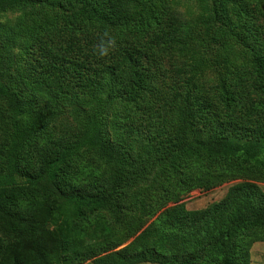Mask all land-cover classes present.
Here are the masks:
<instances>
[{"label":"trees","instance_id":"1","mask_svg":"<svg viewBox=\"0 0 264 264\" xmlns=\"http://www.w3.org/2000/svg\"><path fill=\"white\" fill-rule=\"evenodd\" d=\"M206 2L208 15L187 20L152 0H0V13H57L25 36L0 24V264L72 263L84 218L105 211L120 226L137 209L150 219L175 193L241 177L205 209L162 210L106 259L252 264L249 246L264 242V192L253 182H264V0ZM196 45H235L241 57H220L212 81H194L185 51ZM56 97L75 104L63 131ZM121 100L117 139L110 107ZM152 173L159 189L137 207ZM49 227L58 239L48 247Z\"/></svg>","mask_w":264,"mask_h":264},{"label":"rangeland","instance_id":"2","mask_svg":"<svg viewBox=\"0 0 264 264\" xmlns=\"http://www.w3.org/2000/svg\"><path fill=\"white\" fill-rule=\"evenodd\" d=\"M153 6H162L160 12L167 13L171 9L176 10L182 18L187 20L200 19L207 14V2L206 0H152ZM55 17L56 12L49 10H12L5 13H0V24L1 25H10L17 27L21 30L23 36H25V31L31 26L32 22L36 19H40L44 16ZM230 48V52L219 46H201L196 45L195 48H191L187 51L186 60L193 64V67L197 69V75L193 76L194 81H202L204 79L212 81L220 69L217 64V60L220 57H224L229 61H236L241 57V49ZM15 73H21L23 64H22V51L15 50ZM178 59H181L177 55ZM164 64H167L166 62ZM215 65L217 67H215ZM8 82L7 79H5ZM193 90V87H191ZM123 101H118L115 105L110 107L111 114L117 113L111 117L113 126L111 128L112 136L117 139H122L126 137L125 132L121 126V118L124 117V106ZM52 106L56 112V121L55 126L57 129H64V124L70 123L72 118L70 116V110L75 107V104L70 103L64 97H56L52 101ZM77 106V104H76ZM119 117H116V116ZM95 167L101 170L102 165L95 164ZM162 178L160 173H152L149 176V181L147 185H141V191L137 193L138 201L137 207L140 202L146 201V194L149 191H155L159 189V186L154 182L157 178ZM251 174L248 178H252ZM244 178H237L235 180L226 181L217 185L211 189H193L185 193H175L174 198L170 199L165 207H163L154 217L147 219L143 212L140 213L139 210L135 209V212H132L128 215L127 220L123 225L116 226L109 220V215L105 211L98 212L93 216L84 218L81 222V228L84 227V232L79 236L80 246L77 247V256L68 264H96L100 261L102 264L115 263L116 259H106L108 256L116 252L117 250L123 249L125 246L130 244L136 236H138L144 228H146L150 222L156 218L162 210L166 208L173 207L175 205H183L184 208L188 211L202 210L210 206L211 204L221 200L228 188L238 182L243 181ZM264 192V182L259 180H253ZM158 193V192H156ZM166 197H169L167 194ZM42 212V207L38 210V213ZM71 212H67L69 216ZM143 214V215H142ZM86 226V227H85ZM0 233L3 234L0 229ZM57 231L53 230L51 227L43 233L45 239V245L49 247L50 242H56L58 239ZM255 239V238H254ZM106 241V242H105ZM250 252L248 261L252 264H264V242L256 240L248 248ZM21 264H36L33 259H22ZM139 264H153L149 262H143Z\"/></svg>","mask_w":264,"mask_h":264}]
</instances>
